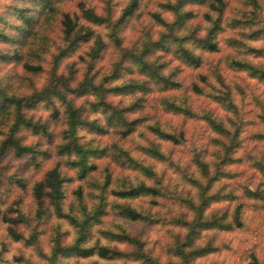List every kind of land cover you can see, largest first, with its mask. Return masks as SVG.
Segmentation results:
<instances>
[{"label":"clouds","instance_id":"obj_1","mask_svg":"<svg viewBox=\"0 0 264 264\" xmlns=\"http://www.w3.org/2000/svg\"><path fill=\"white\" fill-rule=\"evenodd\" d=\"M0 264H264V0H0Z\"/></svg>","mask_w":264,"mask_h":264}]
</instances>
